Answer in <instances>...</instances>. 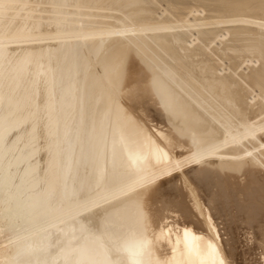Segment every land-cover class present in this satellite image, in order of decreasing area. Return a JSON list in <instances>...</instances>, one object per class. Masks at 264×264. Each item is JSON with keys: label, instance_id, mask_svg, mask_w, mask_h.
I'll use <instances>...</instances> for the list:
<instances>
[{"label": "bare ground", "instance_id": "bare-ground-1", "mask_svg": "<svg viewBox=\"0 0 264 264\" xmlns=\"http://www.w3.org/2000/svg\"><path fill=\"white\" fill-rule=\"evenodd\" d=\"M101 217L124 264H264V0H0V264Z\"/></svg>", "mask_w": 264, "mask_h": 264}, {"label": "snow or ice", "instance_id": "snow-or-ice-1", "mask_svg": "<svg viewBox=\"0 0 264 264\" xmlns=\"http://www.w3.org/2000/svg\"><path fill=\"white\" fill-rule=\"evenodd\" d=\"M81 231L85 240L96 245L97 252L95 255H88L86 250L80 247L83 258L79 264H124L122 259L111 258L113 253L120 251V246L117 243L119 237L116 235L115 225L109 219L101 217L96 222L84 226ZM187 237L188 233L185 232V238Z\"/></svg>", "mask_w": 264, "mask_h": 264}]
</instances>
